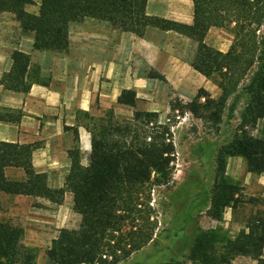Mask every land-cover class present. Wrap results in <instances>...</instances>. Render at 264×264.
<instances>
[{"label": "trees", "instance_id": "1", "mask_svg": "<svg viewBox=\"0 0 264 264\" xmlns=\"http://www.w3.org/2000/svg\"><path fill=\"white\" fill-rule=\"evenodd\" d=\"M192 2L191 24L147 15L146 0H40L36 14L25 10L32 0H0V13L15 14L21 30L33 33L36 50L65 51L70 24L85 18L107 21L113 28L139 37L148 27L174 31L195 43L191 68L212 80L220 93L212 97L199 88L191 101L170 102V109L180 114L187 110L197 118L217 123L228 100L242 90L247 96L242 122L264 121V0ZM211 27H229L233 40L226 51L205 42ZM10 57L11 67L0 78V85L26 93L33 83L30 57L18 49ZM152 77L164 79L160 74ZM119 99L133 102L136 95L124 89ZM233 107L231 102L228 108ZM21 114L20 110L0 109V122L16 123ZM85 128L90 133L88 164L81 163L78 147L68 149L69 170L63 186L57 188L50 187L46 174L32 165L38 142L0 140V192L44 198L56 204L62 202L66 191L72 194L80 222L77 228L59 230L46 250L49 264H116L140 250L153 239L156 228L150 220L154 212L150 190L172 181L176 152L171 125L160 122L157 112L135 109L131 117L119 118L108 109ZM69 129L77 139V129ZM227 154L243 156L248 172L264 174V136L236 138L227 147ZM217 159L208 210L214 219L221 217L225 207L234 209L243 202L242 187L224 176L223 154ZM9 168L20 170L22 177H9ZM20 234L19 228L0 221V264H33L34 254L24 250ZM200 248H210L205 237L200 238ZM263 250L264 217L252 215L246 231L226 240L213 264H233L237 256L264 264L260 258Z\"/></svg>", "mask_w": 264, "mask_h": 264}, {"label": "rangeland", "instance_id": "2", "mask_svg": "<svg viewBox=\"0 0 264 264\" xmlns=\"http://www.w3.org/2000/svg\"><path fill=\"white\" fill-rule=\"evenodd\" d=\"M206 39L207 44L226 51L233 36L229 27H215ZM170 42L177 45L170 47V59L176 56L185 62H170V71L175 73H171L169 79L152 77L157 73L149 69L146 63L141 64L139 74L146 73L150 78L142 74L134 79V73L133 77L131 73V77L127 76L121 80H104L101 77L100 83L105 81V86L109 87L110 91L109 96L104 98L96 95L95 103L99 108H105H101L102 114L80 112L76 115L78 122L85 127L104 116L108 109H112L119 118L131 117L135 109H150L158 113L160 122L171 125L176 152L172 181L165 185H154L150 190V204L154 209L150 220L156 223L153 239L116 264H213L216 263L215 255L221 250L224 242L246 231L247 220L252 215L264 217V174L248 172L243 156L227 154V147L236 138L243 135L264 136V121L242 122L240 115L247 101V96L242 90L228 100L221 120L217 123L197 118L187 110L182 114L171 110L170 102H189L199 88L207 90L212 97H217L220 91L212 80L199 72L193 69L184 70L187 68L186 60L192 58L194 42ZM158 64L166 66L161 61ZM138 65L127 63L131 72H135ZM124 89L135 92V101L119 99ZM99 99H103V105ZM203 101L204 98H201L200 102ZM231 102H234V107L229 110ZM71 139L74 141L73 147H78L75 135H72ZM79 151L81 163L87 165L90 150L85 153L80 149ZM220 154L224 156V176L229 182L242 187L240 197L243 202L234 209L225 207L221 217L214 219L208 214V210L218 167L217 157ZM8 174L13 178L20 176L15 171ZM250 198L254 200L249 201ZM0 221L20 229V242L25 251L34 254L33 264H49L46 250L61 228L78 227L80 215L73 209L72 194L69 191L65 192L60 204L44 198L0 192ZM202 237H205L210 246L208 250L199 249ZM207 258L211 260L210 263L205 261ZM260 258L264 262V250ZM257 262L247 256H237L232 261L233 264Z\"/></svg>", "mask_w": 264, "mask_h": 264}, {"label": "crops", "instance_id": "3", "mask_svg": "<svg viewBox=\"0 0 264 264\" xmlns=\"http://www.w3.org/2000/svg\"><path fill=\"white\" fill-rule=\"evenodd\" d=\"M39 4L40 0H32L25 10L36 14ZM145 12L150 16L191 24L193 2L146 0ZM214 28L208 30L205 41ZM68 35L65 51L36 50L33 48V33L21 30L15 14L10 11L0 13V78L10 69V55L15 49L29 55L33 74V83L26 93L4 89L0 85V109L20 110L22 113L16 123L0 122V140L38 142L39 147L32 153V165L37 172L46 174L52 188L63 186L69 170L67 151L73 147L71 137L75 135L69 127L77 129L76 140L81 152L90 150V133L78 122L76 115L80 112L102 114L101 108H105H99L95 103L96 95L104 98L110 91L105 81L100 83L99 79L121 80L131 77V73L132 77L134 73V79L142 74L148 76L139 74L142 63L164 79H169L170 74L175 73L170 71V62H185L176 56L170 59V47L177 46L170 40L182 44L192 41L174 31L155 27H148L139 37L115 29L107 21L93 18L71 23ZM189 60H186L187 68L184 70L192 69ZM160 61L166 66L158 64ZM127 63L139 65L134 68L135 72H131ZM99 101L103 105V99ZM11 171L20 174L17 178L22 177L18 169L9 168L6 174Z\"/></svg>", "mask_w": 264, "mask_h": 264}]
</instances>
